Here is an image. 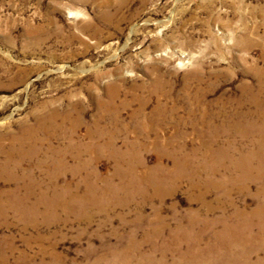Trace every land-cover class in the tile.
<instances>
[{
	"label": "rangeland",
	"instance_id": "374dc122",
	"mask_svg": "<svg viewBox=\"0 0 264 264\" xmlns=\"http://www.w3.org/2000/svg\"><path fill=\"white\" fill-rule=\"evenodd\" d=\"M259 77L264 82V0H0V191L26 181L37 195L83 194L89 173L82 163L97 155L77 148L91 140L100 146L87 132L114 124L125 127L115 140L121 153L138 138L139 174L158 162L171 173L172 159L155 151L159 143L199 171L194 181L209 171L215 182L226 180L229 199L211 190L208 204L220 197L228 212H248L257 207V183L239 191L232 163L255 151L258 137L234 118H258L247 97ZM137 111L149 131L144 139L131 128ZM97 157L90 176L97 198L82 218L63 204L48 212L35 195L27 207L37 206L36 216L0 217V264H180L188 254L210 264L208 254L221 263L233 256L231 239L211 234L222 227L220 210L207 214L215 223L206 227L204 205L190 200L201 188L182 179L161 200L144 202L133 188H117L131 182L127 160L118 166L108 154ZM114 166L120 175L102 181ZM130 242L136 251L119 255ZM252 247L237 264H264L263 239Z\"/></svg>",
	"mask_w": 264,
	"mask_h": 264
},
{
	"label": "bare ground",
	"instance_id": "6f19581e",
	"mask_svg": "<svg viewBox=\"0 0 264 264\" xmlns=\"http://www.w3.org/2000/svg\"><path fill=\"white\" fill-rule=\"evenodd\" d=\"M249 89H250V95L247 97V101L255 106V109H254L256 110L255 114L258 113L259 116L256 115L258 116V118L255 120H252L251 121L252 123H250L248 120H250V117H252V112L240 113L238 116L234 118L235 120L234 124H236V128L239 126L240 129L251 127L249 128L250 130L248 129L250 131L249 133H252L251 135L258 137L257 139L255 138L257 149L254 148L256 149L255 151L246 153L245 156L243 155L241 158H239V160L237 161L234 160L232 163L234 167L238 169V172H239V175L236 174L237 176H235V179L233 180L234 183L238 186L239 191L242 190V188L248 189L250 182L257 183L256 189H258V191H256L254 194L258 199L257 207H254L248 212H246L244 209H238L235 207L234 209H231L230 212H228V209L226 210L223 206L219 205L220 197H215L213 201L215 202L214 205L208 204L206 197H207V194L210 193L211 190L212 191L221 190L222 191L221 195H224V197H227L229 199L232 189L226 185V180L224 181L219 180L215 182L213 180L215 178L212 179V174H213L212 171H209L207 172L206 174L207 176H206V179H204V181H201V182L194 181V179L196 178L199 179L200 177L199 171H191L190 165L185 159L183 160V159L174 158L173 149L171 150L167 149L164 151L163 149H161V146L159 145V143L158 145L154 146L155 151L160 157L166 156L172 159L173 163H172L171 173L169 171H166V169L161 165V163L158 162L153 168L147 169L145 172L139 174L138 166L142 167L143 162L138 157L132 156L133 151L139 152L140 151L139 148L142 147L141 144L140 143L138 144L136 141L138 138L135 137L136 140L132 144L125 142V145H126L125 148L127 150H125V152L123 153H121L118 147L115 145V140L117 139V137L121 136L122 132H124V128H125L124 125H120L117 127L116 125L112 124L111 129L102 127L93 132L88 131L86 136L94 135V138L96 140H98L99 138L100 146L95 145L93 141L91 140L86 146H84L83 150L81 148H77V149L79 152H85L89 155L95 154L98 156V155L108 154V156L112 158L113 160L116 159L115 162L118 161L117 162L118 166H121L123 164L126 165L124 163V160H127L128 167L126 165V168H128L129 176H132L131 182L128 185L119 184L117 185V188L118 189L123 188L122 185H124L125 190L127 188L128 189L133 188L134 190L137 191V194L139 195L141 200L144 202L150 200L152 195L156 197L158 196V198L161 200L163 198L162 195L165 192L166 193L173 192L174 188L177 187L178 183L182 179H186L188 181L189 189L191 190L194 188H201L200 189L201 192H199V194H197L196 196H193L190 200H196V201L198 200V202H201L204 205V214H203L204 217L203 219L200 217V219L202 220V224H204L205 226L213 225L215 221L214 222L207 221L208 220L207 214L215 209L220 210V214L216 217L217 219L216 223L217 222L221 223L222 227L219 231L214 230V232L211 234H214L216 238L229 237L231 239L232 245L235 246V251H234L233 256L229 258L227 257L223 263L224 264H237L238 256H242L246 258L245 261L247 262L248 257L251 256V252L255 250V248L252 247V245L257 243L258 241H261V239H263L264 241V82L262 80V77H259L255 85L251 86ZM138 112L139 111L131 113V116H132L131 119L136 122V124H134L136 128L133 126H131V128L134 129V131L138 133V135L143 137L142 139H144L147 137L146 134L149 131L146 130L145 127H142V125L140 124L141 121H139L137 118ZM113 120L117 122L118 120L117 116L113 117ZM151 120H154L153 117ZM71 130L74 133L76 128L72 127ZM62 135H64V132L62 133ZM68 142H69L68 146L70 144H73V142L70 140ZM71 147H74V144ZM82 155H84V153ZM97 156L90 157L89 160L83 161L82 163L85 170L89 173V177L87 180V183L89 182V184L87 185V189L84 188L83 194L79 195L78 194L79 192L76 191L73 194L67 195L66 189H63L61 194H59L60 196H57L56 194L54 195L52 194V196L50 197V196L45 195L43 192H39L37 195V193H34L27 188L26 181H25L21 186H19L22 188L14 187L13 190L9 188V189H6V190L4 189L0 191V217L4 218L5 216L8 215L9 211L14 212L16 215H18L17 216L18 218H22L28 215L36 216L38 212L37 206L34 208L32 206L27 207L28 205L33 203V202H30L28 199L31 196L33 197V195H35L34 197L36 198L34 199V201L36 202V205L39 203L43 204L45 207L44 210L46 209L48 210V212L53 210L55 207H57L56 205L63 204V207H64L63 209L67 214H72L77 219L82 218L83 216H85L86 210L89 209L90 204H91L90 202H94V200H96L97 198L95 196V194L97 193V187L95 184L92 183V181L90 182V178H91L90 176L94 177L96 175V173L92 171V165L95 162V160L98 159ZM130 159H134L136 161V164H134ZM80 166H81V162L77 166V172L79 171ZM118 175H120L119 170L115 167V172H112L111 175H107L105 178H102V181L107 180V182H111L112 178ZM10 176L14 177V176H17V174L11 173ZM98 179L95 178L94 181L96 182ZM122 182L124 183V181ZM166 184L168 185L166 186ZM146 187L151 188V192H152L151 195H148L146 193V190H145ZM21 189L24 190V193L18 194L17 192L20 191ZM63 197H67L68 200L63 199ZM65 202H67V204H65ZM99 205L105 207V204L104 205L99 204ZM71 206H76V208L71 209L70 208ZM47 214L49 213H46V214L44 213L45 216H47ZM192 214L197 217H199L200 215L196 210H192ZM252 218H257L258 220H260L259 223H254L252 221ZM230 219L233 221V223L230 222ZM193 225H196V223H194ZM193 225L190 226L189 228L193 229ZM253 225H256L258 227L257 231L255 233L249 234L248 227L253 226ZM33 227H36V225H34ZM177 230L184 231L181 228H178ZM205 230H207V228ZM7 242L9 241L7 240ZM4 244L7 249L11 248V246H7L6 243ZM127 248H128L127 250H130V251L126 253H124L123 251H120V253L118 254L125 255L129 252L136 251L134 243L132 242H130L127 245ZM205 250H207V252L205 253H212V255L216 252L210 249V247ZM239 250L241 251L240 253L238 252ZM210 255L211 254H208V261L210 262V264H223L218 260V259L223 260L221 255L216 254L215 257L214 256L210 257ZM216 256L218 257V259L216 258ZM195 258H196L195 255H192V254H188L185 257H182L181 255L179 263L182 264V262H185L187 264H203V262L199 259L193 262ZM262 261H264L263 256L261 258V262Z\"/></svg>",
	"mask_w": 264,
	"mask_h": 264
}]
</instances>
